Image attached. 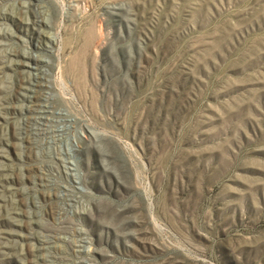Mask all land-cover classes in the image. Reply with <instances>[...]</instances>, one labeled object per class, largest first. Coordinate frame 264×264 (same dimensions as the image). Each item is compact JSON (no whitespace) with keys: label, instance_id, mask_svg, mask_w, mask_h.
<instances>
[{"label":"rangeland","instance_id":"374dc122","mask_svg":"<svg viewBox=\"0 0 264 264\" xmlns=\"http://www.w3.org/2000/svg\"><path fill=\"white\" fill-rule=\"evenodd\" d=\"M28 1L0 0V13ZM31 1L51 41L31 47L36 29L0 18V54L41 58L37 94L57 111L40 133L31 114L23 139L26 102L0 111V170L12 176L0 228L13 231L0 263L56 264L63 253L46 247L34 260L31 237L54 207L84 230L79 264H264V0ZM75 56L82 91L63 71ZM1 71L0 101L34 68ZM14 194L24 203L9 218ZM58 236L60 250L74 239Z\"/></svg>","mask_w":264,"mask_h":264},{"label":"bare ground","instance_id":"6f19581e","mask_svg":"<svg viewBox=\"0 0 264 264\" xmlns=\"http://www.w3.org/2000/svg\"><path fill=\"white\" fill-rule=\"evenodd\" d=\"M24 4H27V3L20 2L17 4V6H16L17 10H16L15 15H12L10 13L1 12L0 18L7 19L10 17L11 18L17 17L22 22L23 26L25 27V30L29 31L31 29H36L38 31V34L35 36V39H33V40H32V38L30 39L32 41V42H30L31 47L38 46L39 44H42L44 42H50L51 41L50 38H48V36L46 35V32L42 28L43 20L40 19L41 16L39 15V14H41L40 13L41 11L33 8L34 3L31 0L28 1L27 5H24ZM24 15H28L27 20H23ZM7 36H8L7 32H0V43H1V39L5 38ZM52 42H54V41H52ZM76 52H78V51H76ZM78 56L71 57L70 59L68 58L69 59L68 62L65 65L63 64L64 65L63 71L66 75L71 76L72 78L75 77L72 80V82L74 81L75 87H71V89L77 90V91H82V89L84 87H82L83 84H81L82 81H80L81 80L80 76L83 73V67H82L81 60L79 59L80 56L79 57ZM44 64H46V63H44V61L41 58H39L37 55H34L32 50L21 51V50L10 48V50L8 51L7 54H0V72H2L1 69L4 70L7 68H14L15 69L17 67H24V66L34 68L33 75L30 74L31 73L30 71L27 72L26 75H23V74L17 75L15 77V79L11 82V84L9 86H7V90H6L5 94L3 95V97L1 98V101H0V111L4 110V112L7 111L8 113L9 112L10 113H16L18 111V109L12 104L14 101L18 100L19 98H22L26 102L25 106L23 107L25 116H23V119L20 123L21 125L18 126V130L15 132L17 135H19L20 139H23L25 137L24 134H26V132L28 131V128H27L28 125L31 123L34 124L31 121V116H30L31 114H35V112H39V115L34 116V118H32V120L36 124L34 128H36V130H38V132L40 133V132L45 131V129L48 130V128L43 127V126H47L46 123L52 119L51 117H49V115L51 114V116H52V114L57 111V110L54 111L52 109L53 108L52 104L49 101L50 95H45V94H41V95L39 94L38 95L37 94L38 91H40L37 88L39 86L47 85V82H48V78H47L48 74L42 68V66H44ZM76 76H77V78H76ZM77 91L75 93H77ZM37 99H39L40 101H43L40 103V105H41L40 109H38L36 106L35 107L33 106L34 101H36ZM57 113L60 114L61 112L58 111ZM62 115H63V113H62ZM41 125H43V126H41ZM4 131L2 132V134H0V142H5V141L9 140L8 139L9 131L8 132L7 131L4 132ZM0 133H1V131H0ZM93 136H94V138L98 137L95 134H93ZM70 164H71V162H70ZM31 167H32V165H31ZM67 167H68V169H70V165H67ZM28 168H29V166H28ZM31 171H33V170L30 169L29 172H31ZM10 177H12V176H10ZM10 177L6 173H4L2 170H0V191H4V189L6 188V184L8 182H10ZM40 177L41 176H39V178ZM42 178H43V176H42ZM59 188H61V186H59ZM72 191L73 190L71 188H68V187L67 188L65 187L63 189L62 199L68 200V202H67L68 205H73V203H70V202H71V200H75V198L71 197V195H73L71 193ZM0 197H1V195H0ZM23 203H24L23 198L19 197L18 195H15V194L12 195L8 200V206L6 207L7 209H6L5 216L11 218L14 215L20 213V208H21ZM49 212L54 219L53 223L50 226H47V228H45L43 231L38 232V233L35 232V233L31 234L32 239L36 243V246H35V248H33V251L31 250L33 257L35 258V259L34 258L33 259L37 260V258L42 257L41 256V249L46 247L48 249H52V251H50V252L56 253L58 251V252L63 253V255H61V256L54 255V257L56 258L55 259L56 264H68L69 259H72L74 261V264H79L81 261H85V259L81 258V256H80V252L82 250L80 248H76V246H79V247L83 246L84 230L81 229L79 226H77V223L74 220L72 221V220L65 219L62 216V212L59 209H55L54 207H52ZM76 213L81 214L82 212L79 210ZM79 218H80V215L79 216L77 215L76 219H79ZM13 219H15V218H13ZM1 222H2V219H1ZM12 224H13V222H12ZM2 229H3V227H2ZM2 229L0 228V230H1L0 231V254L5 253V250L7 248L6 240H8V238H9L8 236L13 233L12 230H9V229L2 230ZM60 232H67V233H70L72 236H74L73 240L69 239V238H67V239L63 238L62 239L64 242V248L61 250L59 248H57V245H56L57 240L61 239L60 236H58V234ZM30 249H32V248H30ZM31 251H30V253H31ZM7 254H9V252ZM25 254H27V253H25ZM29 256H30V254H29ZM0 262H2V261H0ZM0 264H2V263H0Z\"/></svg>","mask_w":264,"mask_h":264}]
</instances>
